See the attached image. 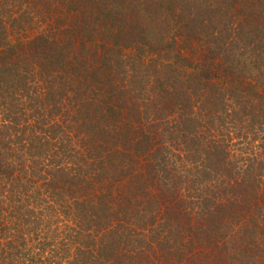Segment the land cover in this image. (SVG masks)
Masks as SVG:
<instances>
[{"label":"trees","instance_id":"16d2710c","mask_svg":"<svg viewBox=\"0 0 264 264\" xmlns=\"http://www.w3.org/2000/svg\"><path fill=\"white\" fill-rule=\"evenodd\" d=\"M0 264H264V0H0Z\"/></svg>","mask_w":264,"mask_h":264}]
</instances>
